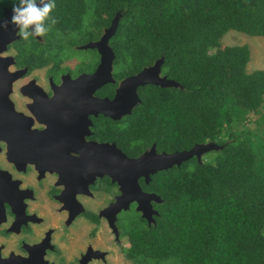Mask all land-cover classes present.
Listing matches in <instances>:
<instances>
[{
    "label": "trees",
    "instance_id": "trees-1",
    "mask_svg": "<svg viewBox=\"0 0 264 264\" xmlns=\"http://www.w3.org/2000/svg\"><path fill=\"white\" fill-rule=\"evenodd\" d=\"M55 5L50 16L57 23L50 28L59 37L78 29L84 18L101 31L117 15L107 42L115 79L161 57V72L178 83L140 88L125 132L132 154L150 142L165 151L206 142L220 146L154 175L149 188L162 203L154 225L139 228L133 219L128 239H148L137 241L136 251L152 247L169 253L175 264H264V70L246 72V44L220 46L229 30L264 37V0ZM249 112L257 116L250 120Z\"/></svg>",
    "mask_w": 264,
    "mask_h": 264
},
{
    "label": "flooded vegetation",
    "instance_id": "flooded-vegetation-1",
    "mask_svg": "<svg viewBox=\"0 0 264 264\" xmlns=\"http://www.w3.org/2000/svg\"><path fill=\"white\" fill-rule=\"evenodd\" d=\"M16 2L0 0V18L9 16ZM104 29L84 18L78 29L60 37L50 28L25 41L15 30L0 51V264H175L169 253L152 247L136 251L135 243L148 239H128L133 213L139 228L155 224L162 199L149 184L161 170L149 174L147 182L136 179L141 192L158 197L149 201L150 222L134 201L117 211L112 206L121 193L111 172L117 150L127 158L151 146L155 153L175 151L155 142L130 151L125 132L131 112L140 88L153 84L136 87L138 100L116 117L121 108L115 89L126 76L113 77V54L112 82L70 90L72 80L91 74L99 63L96 49L82 46L97 41ZM65 47L94 55L88 61L61 56ZM68 59L76 61L72 67ZM158 76H165L161 66ZM61 87L65 90L58 91Z\"/></svg>",
    "mask_w": 264,
    "mask_h": 264
},
{
    "label": "water",
    "instance_id": "water-1",
    "mask_svg": "<svg viewBox=\"0 0 264 264\" xmlns=\"http://www.w3.org/2000/svg\"><path fill=\"white\" fill-rule=\"evenodd\" d=\"M10 15H5L4 19L9 18ZM116 21L117 15H114L110 24L103 30V33L97 41L85 43L82 46L83 48H95L99 54V63L91 74L82 75L72 80V82L75 83V87L70 90L88 91L92 90V87L96 88L104 83L113 81L110 73L113 53L107 41L114 32ZM14 32L15 29L11 25L7 30H0V51L5 48L8 42L15 38ZM161 62L162 58H157L152 65L143 68L133 75L126 76L119 81L115 89V101L117 103V109L121 108V110H117L118 114L116 117L129 112L130 108L135 104V101L138 100L135 92L136 87L145 84H153L160 87L178 86V83L174 80L168 79L165 76H158ZM5 66L6 65H4V67ZM61 90L63 91L65 88H58V91ZM218 148H220V146H217L214 142H206L193 144L188 149L175 150L168 153H155L153 146H151L148 151L134 158H127L117 150L114 169L112 168L111 172L115 174V179L120 184L121 193L117 196L112 206L117 211L121 207H125L129 201H134L137 204L136 210H139L141 215L147 219V222H150L151 213L149 211V201L151 199L158 200V197L152 193L147 194L141 192L136 183V179L139 176H143L144 181L147 182L148 175L151 173L170 168L173 165L178 166L181 162L191 157H195L196 160H199L202 154ZM123 182L126 183V187Z\"/></svg>",
    "mask_w": 264,
    "mask_h": 264
},
{
    "label": "clouds",
    "instance_id": "clouds-1",
    "mask_svg": "<svg viewBox=\"0 0 264 264\" xmlns=\"http://www.w3.org/2000/svg\"><path fill=\"white\" fill-rule=\"evenodd\" d=\"M55 7V0H18L12 5L10 17L0 18V30H7L11 25L25 41L31 37H43L57 23L50 16Z\"/></svg>",
    "mask_w": 264,
    "mask_h": 264
},
{
    "label": "rangeland",
    "instance_id": "rangeland-1",
    "mask_svg": "<svg viewBox=\"0 0 264 264\" xmlns=\"http://www.w3.org/2000/svg\"><path fill=\"white\" fill-rule=\"evenodd\" d=\"M246 44L248 46L249 50V60L245 66L246 72H251L255 69H261L264 70V37L262 36H249L240 32H236L233 30L227 31L221 38H220V46L225 45H241ZM69 56L74 59H80V60H90V58L93 57V51L89 49H70L68 47H65L63 49V52L61 53V56ZM74 59H68L65 61V63L72 67L75 64ZM114 70V69H113ZM261 108L264 107V95H263V101L261 103ZM262 110V109H260ZM250 120H253L257 114L249 112L247 114ZM249 127H253L254 124L249 121L248 123ZM207 153H204L201 155L200 158H205L207 156ZM135 214L133 213L131 215L132 219H135Z\"/></svg>",
    "mask_w": 264,
    "mask_h": 264
}]
</instances>
